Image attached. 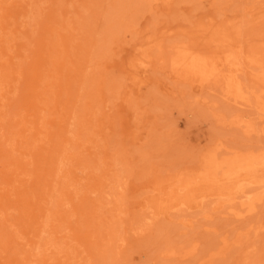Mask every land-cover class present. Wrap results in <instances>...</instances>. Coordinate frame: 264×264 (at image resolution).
<instances>
[{"label": "rangeland", "instance_id": "rangeland-1", "mask_svg": "<svg viewBox=\"0 0 264 264\" xmlns=\"http://www.w3.org/2000/svg\"><path fill=\"white\" fill-rule=\"evenodd\" d=\"M0 264H264V0H0Z\"/></svg>", "mask_w": 264, "mask_h": 264}]
</instances>
